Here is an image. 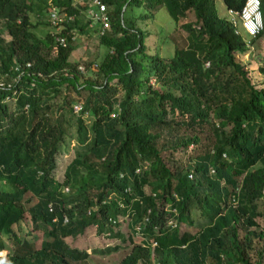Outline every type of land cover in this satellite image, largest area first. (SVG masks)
<instances>
[{
	"label": "trees",
	"instance_id": "16d2710c",
	"mask_svg": "<svg viewBox=\"0 0 264 264\" xmlns=\"http://www.w3.org/2000/svg\"><path fill=\"white\" fill-rule=\"evenodd\" d=\"M89 1L0 0V79L11 84L0 87V252L3 234L12 244L3 264H84L89 253L65 239L91 226L121 238L119 217L127 219L129 239L139 233L140 241L118 264H264V224L250 229L264 217V85L237 60L247 40L264 36V0L256 37L236 34L215 0H102L110 28L98 39L108 52L85 76L70 57L76 33L88 29ZM222 1L226 11H240L246 0ZM161 6L175 21L189 11L195 16L182 24L186 45L169 57L147 53L137 22ZM140 7L139 17L126 13ZM53 8L74 15L56 33L66 46L52 35ZM40 26L52 28L40 36ZM62 86L82 98V111L79 151L60 181L74 113V99L59 100ZM83 115L92 119L89 133ZM202 134H211L210 145L194 159L167 161V153L197 147ZM25 216L42 231L39 247L18 234ZM181 224L199 229L181 232Z\"/></svg>",
	"mask_w": 264,
	"mask_h": 264
},
{
	"label": "rangeland",
	"instance_id": "374dc122",
	"mask_svg": "<svg viewBox=\"0 0 264 264\" xmlns=\"http://www.w3.org/2000/svg\"><path fill=\"white\" fill-rule=\"evenodd\" d=\"M215 5L218 15L229 19V15L225 9L223 1L215 0ZM130 11V8H128L126 13H132L133 17H139V15L145 13V10L141 7L132 9V12ZM149 13H151L149 17L144 20L137 18L139 27H141L147 33L145 44L148 54L157 53L161 57H169L173 55V52L176 48H181L186 45L187 32L182 28V24L195 20V16L192 11H189L186 17L181 18L178 21L172 19L164 6H161L155 11ZM51 28L52 27L40 26L37 28L36 33L41 36L47 31H50ZM93 28L94 26L90 27L88 24V29L86 32L92 31ZM86 32L76 33L73 39L75 49L72 51L70 61L75 63L76 68L80 72H82L85 76H88L92 75L97 69L96 64L100 58L108 52V49L106 46L99 44V36L97 33H92V36L88 37ZM2 36L5 38V40H9V36L7 35L5 29H3ZM248 47L249 48L247 52L244 55H239L237 60L244 64L252 82L258 87L263 86L264 72L261 69L264 68V36L254 41V43H249ZM67 72H69V70ZM150 82L154 86V79L151 78ZM64 95L74 99L72 107L77 103H81L82 101V98H79L74 90L71 88L66 89L65 86H62L61 95L59 96L60 101L64 99ZM79 115L80 114L72 113L70 117L71 121L68 124V130L71 135V140L67 147V151H65L63 156L59 158V168L56 173V178L60 181L63 178V170L69 158L74 156L76 151H79V144H77L76 141V119L79 117ZM82 119L84 120L85 131L89 133L92 119L87 115H83ZM210 139L211 134H202L201 141L197 147L193 148L190 146L187 150L167 153L166 159H168L167 161H169L170 164L185 165L189 162V159H194L197 154L201 153V151L205 149L207 145L209 147ZM63 191L68 193L65 188ZM147 191L149 192V189H147ZM198 215L199 214L197 212L194 215L196 223L198 222L197 220H199ZM119 218L120 222L118 228L122 235L121 238L111 237L106 234H98L96 232V226H91L85 230V233L78 235V237L74 239L68 237L65 239V241L70 247L86 250L89 253V257L84 264H118L119 261L127 253H129L133 242L140 241L139 233L134 234L132 240L129 239L130 233L128 232L127 228V219L122 217ZM256 221L258 225L251 227L250 229L259 231L264 224V217L258 216ZM198 229V224H196V226H187L185 224L180 225L181 232L187 231L190 233H196ZM18 234L20 238L28 239L32 241L35 246L39 247L40 241L42 239V231L41 229H33L32 223L28 216H25L23 221L20 223ZM3 240L5 242L6 248L0 253V264L5 262L6 253H10L12 251L11 239L6 234H3ZM256 240L257 239H255V241ZM262 244L263 242L260 241L258 246H261ZM114 245H118L119 248L116 251L110 253L101 254L99 252H92L95 249H104L107 247H113ZM250 255L253 261L258 259L254 248L250 251Z\"/></svg>",
	"mask_w": 264,
	"mask_h": 264
},
{
	"label": "built area",
	"instance_id": "2783aa9c",
	"mask_svg": "<svg viewBox=\"0 0 264 264\" xmlns=\"http://www.w3.org/2000/svg\"><path fill=\"white\" fill-rule=\"evenodd\" d=\"M227 13L229 15L230 22L235 27L236 34H240L243 31L250 37H256L263 29L260 0H246L240 11L229 9L227 10ZM47 15V20L50 22L51 26L54 29L52 35L55 37L59 45L66 46L67 42L65 37L57 35L56 33L61 30V28L63 27V23L72 21L74 19V15H71L65 11H59L55 8L51 9ZM86 16L90 20V27L95 26V24L99 25L97 30L98 36L105 35L109 30L110 20L108 15V8L102 0H90L87 4ZM247 44H249V40H247ZM208 65L209 63L207 62L206 66ZM29 66L30 64L27 63L26 67ZM19 68L20 65H15L12 67L15 72H18ZM16 78H18V76H16L14 80H17ZM4 86L10 87L11 84L5 82L4 79H0V87ZM81 111L82 103H77L73 106L74 113L79 114ZM136 172H139V169H137ZM211 172L213 173L214 170L211 169ZM189 178H192V174H189ZM65 190L68 191V188H65ZM49 210L52 211L51 205H49ZM67 221L68 218L64 217V222ZM168 225L174 227L176 226V223L173 219H169Z\"/></svg>",
	"mask_w": 264,
	"mask_h": 264
},
{
	"label": "crops",
	"instance_id": "0c3cea01",
	"mask_svg": "<svg viewBox=\"0 0 264 264\" xmlns=\"http://www.w3.org/2000/svg\"><path fill=\"white\" fill-rule=\"evenodd\" d=\"M1 253V252H0Z\"/></svg>",
	"mask_w": 264,
	"mask_h": 264
}]
</instances>
